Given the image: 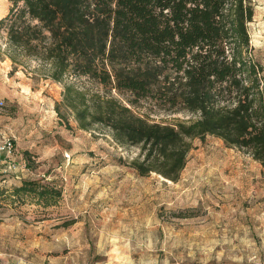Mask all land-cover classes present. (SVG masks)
Masks as SVG:
<instances>
[{"label":"rangeland","instance_id":"rangeland-1","mask_svg":"<svg viewBox=\"0 0 264 264\" xmlns=\"http://www.w3.org/2000/svg\"><path fill=\"white\" fill-rule=\"evenodd\" d=\"M252 5L264 73V0ZM8 8L0 0V18ZM62 91L0 57V264H264V165L207 135L191 141L178 181L139 176L128 165L136 148L58 118ZM134 111L167 125L193 118L146 102ZM25 180L61 196L47 208L7 197Z\"/></svg>","mask_w":264,"mask_h":264},{"label":"trees","instance_id":"trees-1","mask_svg":"<svg viewBox=\"0 0 264 264\" xmlns=\"http://www.w3.org/2000/svg\"><path fill=\"white\" fill-rule=\"evenodd\" d=\"M8 3L0 57L62 85L54 110L66 126L69 115L79 129L98 125L120 146L136 148L128 165L139 176L178 181L191 141L207 135L264 165V73L247 30L252 0ZM144 102L193 118L155 123L135 113ZM60 196L25 180L7 197L47 208Z\"/></svg>","mask_w":264,"mask_h":264}]
</instances>
